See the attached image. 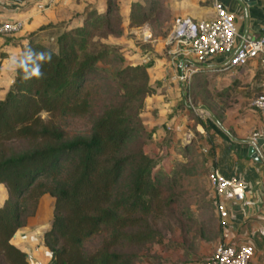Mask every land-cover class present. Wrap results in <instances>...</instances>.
Masks as SVG:
<instances>
[{
	"label": "trees",
	"instance_id": "16d2710c",
	"mask_svg": "<svg viewBox=\"0 0 264 264\" xmlns=\"http://www.w3.org/2000/svg\"><path fill=\"white\" fill-rule=\"evenodd\" d=\"M153 3L130 1L128 25L146 23ZM114 4L105 0L102 10L87 4L73 16L79 22L47 24L23 37L0 97V264H28L11 239L43 195L52 199L49 225L40 236L48 264H137L139 247L159 239L152 220L169 211L185 166L155 169L157 161L143 150L150 132L139 115L156 84L149 83L150 60L123 63L118 44L102 41L121 30L119 14L115 21L110 16ZM0 37L1 71L4 46L22 37ZM112 55L122 65L107 71L103 65ZM192 78V87L205 86L204 77ZM260 92L264 88L254 95ZM100 95L108 98L94 112ZM224 105L208 106L219 122ZM85 117L84 130L69 133L60 124ZM195 121L208 133L200 137L210 156L213 133L202 118ZM186 153L184 143L177 154Z\"/></svg>",
	"mask_w": 264,
	"mask_h": 264
},
{
	"label": "crops",
	"instance_id": "0c3cea01",
	"mask_svg": "<svg viewBox=\"0 0 264 264\" xmlns=\"http://www.w3.org/2000/svg\"><path fill=\"white\" fill-rule=\"evenodd\" d=\"M130 1L132 0H121L117 3L124 24H128L127 15ZM219 1L225 9L233 13L238 35L258 37L263 32L264 0ZM104 2L105 0H50L47 9L35 11L32 7L34 0H0V15L4 18L23 19L21 30L10 35L22 38L16 45H3L6 48V54L15 49L18 56L25 42L23 37L29 32L41 26L61 21L70 20L71 25L75 24L79 20L73 19V16L82 12L87 4L95 6L97 10H102ZM163 3L170 11L168 18L170 27L173 20L178 16H189L196 20L210 19L213 16L212 0H163ZM104 41L106 42V39ZM152 42L154 47L152 56L145 51L139 56L128 55V57L134 59L131 64H139L143 60L151 61L147 68L148 78L149 83L156 84V86L153 93L145 97L144 110L139 115L144 131L150 132L143 145V150L157 161L155 169L167 172L162 166L163 160L170 161V164L176 160L175 155L176 157L179 156L173 151L176 145L175 139L178 136L186 135V132H190L186 125H189L192 120H185L189 118L188 113L190 110L184 105L185 102L180 91L183 84L177 80L174 68L169 61L165 50L166 42L161 51L158 46L161 47L164 42H161L159 38L152 39ZM1 43L2 38L0 37V45ZM7 56L3 59L2 66L4 61L8 60ZM224 62L225 57H214L205 62L201 70L192 77L213 76L218 81L223 82L219 87L222 88L220 91H223L221 94L222 99L215 100L214 103L217 109L221 106V101L231 99L228 104L224 105L225 108L222 114L225 117L221 118V122L217 119L214 120L217 125H214L215 128H213L214 137L210 159L212 169L223 176L237 177L243 183L244 196L241 200L231 203L230 199V203H225L228 211V242L234 245L250 244L253 251L247 264H264V115L254 109L250 102L254 96V91L257 88L260 89V87L264 88V74L259 78L255 76L259 70L264 71V68L257 60H252L243 67L220 69L219 67ZM13 64H15V61ZM2 69L3 67H1ZM189 83L190 81L186 87L190 85ZM5 89L0 93V97ZM182 103L183 107L180 108ZM200 108L204 111L207 109L205 107ZM202 120L204 121V119ZM167 126L170 129H166ZM194 127L197 130L199 129L200 133L203 132V127L199 123H196ZM254 133L256 136L252 139ZM202 142L205 145L202 149H206V153H208L207 143L204 140ZM249 146L253 148L254 157L247 154ZM0 189L2 191L0 193L1 204L5 198V190L1 184ZM215 225L218 238L214 246L221 241L217 215ZM24 228H19L11 239V242L16 246H18L16 242L23 235ZM17 234H19L18 237Z\"/></svg>",
	"mask_w": 264,
	"mask_h": 264
},
{
	"label": "rangeland",
	"instance_id": "374dc122",
	"mask_svg": "<svg viewBox=\"0 0 264 264\" xmlns=\"http://www.w3.org/2000/svg\"><path fill=\"white\" fill-rule=\"evenodd\" d=\"M152 1L154 2L153 8L149 12L146 23L135 27L124 24L121 21L119 23L121 28L120 33L108 35L106 38V42L118 44V53L123 57V63L131 64L134 62V59L128 57V55L135 57L144 51H147V54L152 56L154 54L152 39L159 38L161 42H164L161 47L158 46L160 51L165 45L166 40L164 41V39H166L171 28L168 25L170 11L164 5L163 0ZM113 2L115 3L116 11H112L110 16L115 21V16L119 14L117 3L121 2V0H113ZM119 17H121L120 14ZM165 50H167V47ZM6 56L8 60L4 61L3 69L0 73V93L8 86L11 79L13 63L17 58L16 50H12ZM110 58L111 61L103 65L107 71H112L122 65L114 55ZM190 82L192 84L193 81ZM204 82L206 84L203 87H192V85L186 87L185 85L181 86L180 91L184 102L187 100V102H191L194 106L205 107L209 110L210 113L207 109L205 110L203 125L207 124V127L214 133V125H217L214 120L217 116L214 115L215 113L208 106H214L216 102L215 96L217 97L222 94L223 91H220L222 88L220 89L219 87H221L223 82L221 80L218 81L213 76H204ZM107 98L108 96L100 95L96 99L94 112L105 103L104 101ZM230 101V98L221 101V105H226ZM217 103L219 102L217 101ZM182 107L183 103L180 108ZM188 115H190L189 118L185 120H192L189 125H186V128L190 132L176 137V145L173 149L174 153H177L178 147L180 148L182 144L186 143L187 153L185 157H176L175 155V161L169 164L170 161L166 162L163 160L162 165L167 172L172 167L179 166L178 164H183L185 170L175 182L173 189L175 198L174 202L170 205L169 211L165 212L161 218L158 217L152 220V227L158 231V241L139 247L136 251L139 257L137 264H199L210 254L218 238V231L215 225L216 212L212 204V190L209 180L212 164L208 153L202 151V147L205 145L202 142L203 138L200 137L201 135L206 137L208 133L204 129L200 133L199 129L197 130L194 127L197 123L195 121L197 117L191 112ZM41 116L46 117L44 113ZM224 117L225 115L221 114V118ZM87 119L86 117L70 119L66 120L65 123L60 121V124H64L65 129L69 133H73L86 129L88 126ZM0 193H2L1 189ZM51 204L52 199L48 195H43L40 198L35 214L27 219L23 235L16 242L26 252L28 264H48L50 262L49 252L41 245L40 236L49 225Z\"/></svg>",
	"mask_w": 264,
	"mask_h": 264
},
{
	"label": "built area",
	"instance_id": "2783aa9c",
	"mask_svg": "<svg viewBox=\"0 0 264 264\" xmlns=\"http://www.w3.org/2000/svg\"><path fill=\"white\" fill-rule=\"evenodd\" d=\"M50 0H34L33 9L44 11ZM213 16L210 19H192L189 16L176 17L166 36V53L174 68L177 80L187 85L190 78L201 70L205 62L217 56L225 57L219 68H239L249 61L257 60L264 68V30L258 37L240 36L236 32L233 13L212 0ZM23 19L4 18L0 15V36H10L21 30ZM251 106L264 115V92L255 94ZM185 107L198 118L205 111L185 100ZM166 129H170L167 126ZM256 134H252L254 139ZM206 152V149L202 150ZM212 203L218 217L221 241L199 264H247L252 255L250 244L228 242V211L226 202L235 203L244 196L243 183L234 176H223L216 170L210 172Z\"/></svg>",
	"mask_w": 264,
	"mask_h": 264
},
{
	"label": "water",
	"instance_id": "95a60500",
	"mask_svg": "<svg viewBox=\"0 0 264 264\" xmlns=\"http://www.w3.org/2000/svg\"><path fill=\"white\" fill-rule=\"evenodd\" d=\"M257 143L259 142L257 141ZM247 154L251 157H254L253 148L251 146L247 148Z\"/></svg>",
	"mask_w": 264,
	"mask_h": 264
}]
</instances>
